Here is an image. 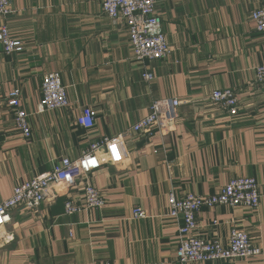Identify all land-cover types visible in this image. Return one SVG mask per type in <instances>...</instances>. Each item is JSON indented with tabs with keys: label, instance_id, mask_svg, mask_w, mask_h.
<instances>
[{
	"label": "crops",
	"instance_id": "crops-1",
	"mask_svg": "<svg viewBox=\"0 0 264 264\" xmlns=\"http://www.w3.org/2000/svg\"><path fill=\"white\" fill-rule=\"evenodd\" d=\"M263 2L156 0L170 51L137 61L124 23L105 15L101 0H10L3 22L23 50L8 55L0 45V202L60 159L119 135L154 101L177 98L181 105L170 133L128 134L119 160L99 151L103 163L88 181L104 199L101 209L64 213L67 200L80 201L81 186L34 210L13 209L0 229V264H177L182 222L168 217V196L210 195L245 177L258 183L257 209L203 208L194 234L226 244L232 229L244 230L262 256L191 264H264V81L255 79L264 32L251 19ZM53 71L69 105L40 112L41 78ZM145 72L153 80L145 81ZM12 89L28 113V139L7 105ZM215 89L236 92L238 115L210 102ZM85 108L95 112L91 129L78 123ZM134 207L147 217L131 218Z\"/></svg>",
	"mask_w": 264,
	"mask_h": 264
},
{
	"label": "built area",
	"instance_id": "built-area-1",
	"mask_svg": "<svg viewBox=\"0 0 264 264\" xmlns=\"http://www.w3.org/2000/svg\"><path fill=\"white\" fill-rule=\"evenodd\" d=\"M156 0H101L102 11L112 19L122 21L126 27L133 57L137 61H158L166 57L169 47L162 29L161 18L155 9ZM10 0H0V45L5 54L20 53L23 44L12 39L3 22L11 13ZM251 19L258 32H264V2L251 13ZM145 81L153 80V74H142ZM257 82L264 81V65L255 69ZM41 102L38 111H52L68 107L66 88L60 74L48 72L41 78ZM211 103L225 110L230 116L238 115V97L231 89H215L209 95ZM7 105L13 110L16 128L23 139L31 134L28 113L21 106L20 92L12 89L7 95ZM181 101L177 98L154 101L150 112L133 123L125 131L113 138H103L91 143L80 157L62 158L54 163L46 173L17 184L9 198L0 202V229L11 222V211L21 208L31 211L38 208L49 198L77 186L82 188V197L77 203L71 199L64 203V213L72 215L90 209H101L104 199L98 189L88 181V176L100 169L103 161L99 151L103 150L115 161L123 155V141L130 133H142L152 137L155 132L164 136L176 127L177 108ZM78 123L86 129L93 127L95 112L85 108ZM260 195L258 183L252 177L231 179L220 191L210 195L187 194L178 199L170 194L167 199L168 217L181 221L178 227V247L175 251L177 264L217 261L262 256V251L252 245L250 237L244 230L232 229L227 243L219 239H204L194 234L196 216L203 208L211 209L220 205L244 207L256 210ZM146 211L140 207L131 210V218L143 219Z\"/></svg>",
	"mask_w": 264,
	"mask_h": 264
}]
</instances>
